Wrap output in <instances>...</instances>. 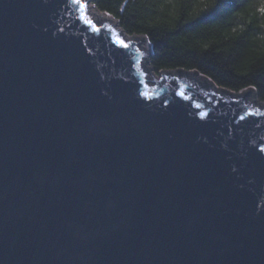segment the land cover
Instances as JSON below:
<instances>
[{"label": "water", "instance_id": "95a60500", "mask_svg": "<svg viewBox=\"0 0 264 264\" xmlns=\"http://www.w3.org/2000/svg\"><path fill=\"white\" fill-rule=\"evenodd\" d=\"M109 21L0 0V264H264V103Z\"/></svg>", "mask_w": 264, "mask_h": 264}, {"label": "trees", "instance_id": "16d2710c", "mask_svg": "<svg viewBox=\"0 0 264 264\" xmlns=\"http://www.w3.org/2000/svg\"><path fill=\"white\" fill-rule=\"evenodd\" d=\"M128 37H146L152 70L193 71L264 103V0H92Z\"/></svg>", "mask_w": 264, "mask_h": 264}, {"label": "rangeland", "instance_id": "374dc122", "mask_svg": "<svg viewBox=\"0 0 264 264\" xmlns=\"http://www.w3.org/2000/svg\"><path fill=\"white\" fill-rule=\"evenodd\" d=\"M84 1V0H83ZM86 1V5H87V13H88V15H89V17H90V19L94 22V23H96V21H97V16L100 14L101 15V12H99L98 10H96L95 9V7L93 6V4H92V0H85ZM124 34V33H123ZM120 35V34H119ZM124 37H125V34H124ZM145 46H146V44H145ZM146 47H148L149 49H151V47L150 46H146ZM142 60L143 61H145V58L143 57L142 58ZM146 67H150V65H149V59H148V61L146 62ZM151 68V67H150ZM151 72L154 74V76L155 77H158V74H156L153 70H152V68H151ZM147 74H148V76L149 77H147V80L149 81V85H154V78H153V76H152V74L149 72V71H147ZM253 97H254V95H253ZM255 98V97H254Z\"/></svg>", "mask_w": 264, "mask_h": 264}, {"label": "snow or ice", "instance_id": "6c2138e0", "mask_svg": "<svg viewBox=\"0 0 264 264\" xmlns=\"http://www.w3.org/2000/svg\"><path fill=\"white\" fill-rule=\"evenodd\" d=\"M71 2L73 4H76L79 6V8H85L87 5L84 4V3H81V0H71ZM262 12H264V8L261 9ZM91 23V22H90ZM96 31H99V29H95ZM149 43H151V41H149ZM120 46L124 47V48H127L129 45L126 44L124 41H120ZM181 95H183L181 93ZM201 117H203L205 115V113H200ZM240 119H244L243 116L240 117Z\"/></svg>", "mask_w": 264, "mask_h": 264}, {"label": "bare ground", "instance_id": "6f19581e", "mask_svg": "<svg viewBox=\"0 0 264 264\" xmlns=\"http://www.w3.org/2000/svg\"><path fill=\"white\" fill-rule=\"evenodd\" d=\"M101 15L104 16L106 19H109V20H110L109 23L114 24V27H115V28H116V27L119 28L117 22H116L113 18L109 17L108 15H106V14H104V13H101ZM119 29H120V28H119ZM118 33H119L122 37H124L123 31H122L121 29L118 31Z\"/></svg>", "mask_w": 264, "mask_h": 264}]
</instances>
